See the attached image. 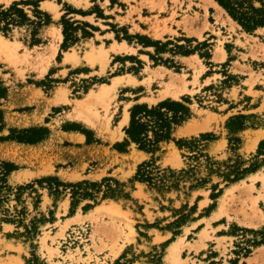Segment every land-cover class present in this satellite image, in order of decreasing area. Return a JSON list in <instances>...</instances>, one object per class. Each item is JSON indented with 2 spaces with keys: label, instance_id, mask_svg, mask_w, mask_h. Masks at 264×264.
<instances>
[{
  "label": "rangeland",
  "instance_id": "374dc122",
  "mask_svg": "<svg viewBox=\"0 0 264 264\" xmlns=\"http://www.w3.org/2000/svg\"><path fill=\"white\" fill-rule=\"evenodd\" d=\"M22 1L31 0H9V3L0 0V6L7 8ZM57 2L61 4V0ZM80 4L86 10L90 8L88 12L99 19L111 17L106 16L98 5L89 7L85 0H79L77 5ZM38 6L50 16V24L59 25L61 31L59 20L62 16L69 22L85 23L72 21L70 16L81 15L83 11L72 13L63 6V13L58 16L55 9L48 7V11L43 5ZM255 6L259 3L255 2ZM19 7L32 17L33 5ZM148 7L159 11L167 9L171 21L178 11L177 31L169 28V35L153 39L145 34H130L126 27L107 22L110 29L114 27L111 29L114 39L126 42L129 48L123 44L117 50L122 56L111 60V67L103 76L78 81L74 80L73 74H83L87 68H79L58 78L53 76L58 69L54 64L43 78H38L42 76L39 71L47 60L34 48L37 45H31L33 26L13 27L7 36L0 32V36L12 42L14 48L11 62L0 60V100L6 96L8 85L17 92L19 88L32 84L43 92L42 100L52 92L53 103L65 101L66 97L72 100H68L71 106L53 108L52 113L56 114L72 109L90 91L98 92L100 85L108 84L111 77L132 74L140 78L141 82L137 84L145 90V102L135 104L151 107L167 99L180 102L186 99L190 110V118L173 129L171 140L161 142L157 152L140 151L134 144H130L125 152H118L113 146L123 142V130L128 125H117L119 101L124 99L125 90L120 89L114 97L108 95L103 100L96 98L91 102L83 114L93 124L81 118L80 124L73 129L79 133L81 129L89 131L94 142L86 144L85 137V144L89 146L69 153L72 162L58 166L63 174L34 178L31 174H18L14 176L15 180L12 177L9 181L12 171L4 178L5 185L16 189L45 178H55L63 184L100 182L111 178L123 185L128 198L100 201L98 196L97 204L83 199L72 206L70 189L62 186L59 187L60 194L53 195L49 183L35 184L36 194L27 191L18 201L13 190L0 204V264H264V245H251L253 240L260 241V236L253 232L264 231V165L235 183L226 184L220 177L238 159L245 163L243 167L255 161L259 143L264 140V28L246 33L220 6L221 10L215 6L207 9L206 4L195 6L191 0H151ZM78 27L83 29L81 25ZM93 27L98 31L102 29ZM66 29L68 46H74L80 38H88L82 37L81 30L74 34V27ZM40 30L35 38L42 44ZM84 30L93 32L88 28ZM74 35L77 41L70 45ZM148 41H159L162 45L148 46ZM50 42L54 44L53 39ZM185 51L193 52L185 55ZM189 56L192 57L180 64L179 57ZM55 60L59 62L60 59L56 57ZM90 62L97 60L93 58ZM143 65L146 68L141 71ZM39 82H43L42 85H38ZM166 84H170L171 92L177 95L161 96L160 91ZM55 92L60 93L57 99ZM135 104L127 109L123 107L128 115ZM29 109L21 107L14 111ZM0 112V141H10L2 139L13 129L43 127L49 132L43 124L27 128L6 126L1 109ZM53 114L49 113L48 117ZM238 115L251 118L247 119L243 130L230 133L226 124L231 117ZM48 121L45 118V123ZM61 128L72 127L63 124ZM179 132L187 133L178 135ZM204 134L214 136L211 141H201L199 146L215 162L213 169L216 172L210 176L204 158L196 162L189 158L194 155V149L179 148L175 144L179 140L188 143L192 139L199 140ZM232 138L239 140L233 144V150L229 145ZM15 154L0 151L4 157L13 158ZM18 157H21L20 153L16 159ZM262 159L263 156L259 157ZM150 161L161 176L167 177L168 171L178 173L196 166L195 177H207L209 181L203 187L195 188H190L195 185L192 178L180 180L176 187H168L172 182L170 178L164 186L132 181L138 166ZM4 163L19 169L12 162L0 160V179ZM216 184L222 192L212 200V186ZM88 205L90 207L86 208ZM20 210L24 215L17 217L16 212ZM175 243L179 244L177 259L169 252V247ZM243 248L249 253L245 254Z\"/></svg>",
  "mask_w": 264,
  "mask_h": 264
},
{
  "label": "crops",
  "instance_id": "0c3cea01",
  "mask_svg": "<svg viewBox=\"0 0 264 264\" xmlns=\"http://www.w3.org/2000/svg\"><path fill=\"white\" fill-rule=\"evenodd\" d=\"M78 1L79 0H61V4H59L57 0H41L39 4L40 6L43 5L45 10L49 9L46 8V6L55 9L58 16L63 13L62 8L64 5L76 11H83L81 15L71 14L72 21L77 20L79 22H85L97 28H102V31H93L92 36L84 39L80 38L74 46L70 47L67 51L61 52L60 60L57 62L55 58L58 55L59 46L63 40L61 27L56 24H49L42 27L39 36L40 39L42 36L43 42L42 44L34 46V48L40 51L39 54L41 53L42 58L47 60V62L44 68H42L44 71L42 72V76L40 74L41 77H38L39 79L43 78L54 64H56L58 69H56L53 76H58V78L68 76L70 72L82 67L87 68V71L83 74L80 72L74 73V80L78 81L81 78H90V76H103L107 69L111 67V60L114 59V57H118V55L122 56V53L117 52V50L123 47V44L125 48H129L126 42L123 43L114 39V33L111 31L110 26L106 24L107 22H111L116 27H126L130 34H145L153 39H160L169 35V28L171 29L170 31H177L175 23L179 22L177 19V16H179L178 11L175 12L177 16L171 21L169 20L170 17L169 13H167V9L159 11L148 7L151 0H85L88 2L89 7L98 5L99 8L104 10L106 16H111L108 20L99 19L95 17V15L90 14V12H88L90 8L88 7L89 9L86 10L82 4L77 5ZM153 2L155 3V1ZM191 2L195 6L199 5L201 7V4H206L207 9L215 6L221 10L213 0H202V2L199 0L200 3L197 2V0H191ZM164 12H166V14H164ZM199 12L201 13V10H199ZM0 38L7 41L1 36ZM52 39L54 44L51 45L50 41ZM104 40L107 42H104ZM9 43L13 44L12 42ZM191 57L192 56L179 57L178 59L180 60V64H183L184 60H188ZM93 58H95L97 62L91 63L90 61H92ZM0 60L11 62L10 57L4 56L3 54H0ZM101 64L103 70H101ZM120 65L122 66V64ZM145 68L146 66L143 65L141 71H144ZM127 81H130V83H127ZM140 82V78L132 74L118 75L111 77L108 84L100 85V90L95 92L101 93V99L103 100L108 95L111 97L116 96V93L120 89L125 90L122 94L124 99L119 101L120 105L118 106V110H120V112L118 111L119 119L117 125L120 123V126L123 127L128 124L129 115L126 110L127 106L145 102V97L143 96L145 90L142 89L141 85L137 84ZM55 93L56 95L54 96L55 99H57L60 93ZM53 94L54 92H52L49 97L45 96L42 100L43 92L32 84H27V86L19 88L17 92H15L13 86H7L6 96L0 100V109L2 110L3 120L6 126L27 128L43 124L49 129L48 137L36 144L0 141V151L10 152L11 155L16 153L13 158L0 155V160L12 162L19 167L18 170L13 171L8 176L9 181L12 180V177L15 180L16 178L14 176L18 174H31L32 178L47 174H56L60 176V174H63V171L61 170L62 168L58 166L72 162V156L69 153L79 148L89 146L85 144V136L73 129V126L79 125V120H82L81 118L72 117L75 104L72 109L68 108L62 110V112L53 114V108H58L66 104L71 106L68 100L72 101L66 97L65 101L53 103ZM31 100L34 101L32 102ZM21 107H29L30 109L24 112L14 111L15 108ZM49 113L53 114V117H48ZM45 118L49 119L47 123H45ZM63 124L72 128L62 130L61 126ZM18 153L21 154V157L16 159Z\"/></svg>",
  "mask_w": 264,
  "mask_h": 264
},
{
  "label": "trees",
  "instance_id": "16d2710c",
  "mask_svg": "<svg viewBox=\"0 0 264 264\" xmlns=\"http://www.w3.org/2000/svg\"><path fill=\"white\" fill-rule=\"evenodd\" d=\"M227 14L228 16L236 22L243 31L246 33H253L258 28H264V1L263 0H214ZM40 0H31V1H22V2H14L9 7L3 8L0 6V32L3 33L4 36L11 31L13 27H20L23 25L33 26L32 33V43L31 45H38L40 41L35 37L38 35V31L46 25L52 23L50 16L39 10ZM255 2L259 3V6H255ZM20 5H33V9L31 11L32 17H29L25 11L20 8ZM68 12L78 13L80 11L72 10L68 6ZM83 14V12L81 13ZM59 23L62 25V35L63 41L60 45V51L57 55V59H60L61 52L67 50L68 46V34L66 27H74V34L77 30H81L82 37H90L92 36V32L85 31L84 29H90L91 31H96L97 29L86 23H75L69 22L65 19L64 16L61 17ZM74 24H77L74 26ZM78 25H81L83 29H80ZM111 29H114L111 26ZM117 34V33H116ZM118 38V37H116ZM140 38V37H138ZM77 41V36L74 35L71 40L70 45H74ZM144 43V42H143ZM148 46H156L162 45L159 41L151 42L148 41ZM145 45V44H144ZM193 51H185L184 54H191ZM152 58V57H151ZM43 82H39L38 85H42ZM186 99H182V101H171L169 99L159 102L155 106L148 107L146 104H135L129 109V122L127 127L124 128L125 139L122 143H115L114 149L118 152H125L127 147L130 144H134L138 150L146 152V153H155L158 150V146L161 142L171 140V133L176 126L181 125L188 118H190V110L186 106ZM248 118L243 115L233 116L231 117L226 127L230 133H235L243 130L246 125V121ZM2 116L0 112V132L2 131ZM82 134L86 137V144H91L94 142L92 140V135L90 136V132L87 130H80ZM15 134V135H13ZM49 132L46 128L38 127V128H29V129H21V130H10V135L6 136L2 140H10L15 141L17 143L22 144H36L42 140H44L48 136ZM214 138L212 134H204L200 135V139H192L190 143L185 140L176 141L175 144L179 148L187 147L188 149L193 150L194 155L189 157L194 161L198 162L200 159L204 158L206 162V166L208 167L210 176L212 173L216 171L213 169L215 162L211 161L203 153L202 149L199 148L201 146L200 142L202 141H211ZM239 143L237 138H232L229 140L230 148H233V144ZM187 145V146H186ZM236 149V148H234ZM233 150V149H232ZM263 156L262 160H259V157ZM252 163H250L247 167H243L244 162L238 159L235 165L228 167V170L225 173H221L220 177H222L223 181L226 184L235 183L241 179H243L246 175L250 173H254L257 171L262 165H264V140L259 143L256 156L254 157ZM4 168L2 169V178L0 179V204L4 201V196H9L12 191L15 192V200H19L22 194L29 191V193H35L36 189L34 188L35 184L42 185L43 183H49L48 188L53 195L60 194L59 187L69 188L71 199L74 201L72 206L75 203H78L80 200L89 199L94 204H97L98 196L101 200L105 199H113L117 200L120 198L127 199L128 195L124 193L123 185L118 183L117 181L111 178H104L100 182H88L82 181L76 184H63L58 182L55 178H45L25 186H19L16 189H10L5 185L4 178L12 171L16 170V167L12 164L4 163ZM196 166L189 168L188 171L181 170L178 173H174L172 171H168V176H161L160 171L154 166L153 161L144 162L138 166L136 174L132 178V181H136L139 183H147L148 185H162L164 186L167 178L172 180L171 185L168 187H176L178 182L184 178H192L195 181V185L190 186V188L195 187H203L209 180L206 178H196L195 171ZM53 184V186L51 185ZM213 193L210 195V199L215 200L222 192L221 189H218V185L212 186ZM217 191V192H214ZM90 206H86L89 208ZM211 209V208H210ZM17 217L23 216L24 211H17ZM183 220V219H182ZM182 220H179L180 222ZM10 221V220H7ZM11 222V221H10ZM33 224V223H32ZM32 230H35L32 227ZM255 235L260 236V241L253 240L251 245H264V231L253 232ZM244 253H249L247 248H243Z\"/></svg>",
  "mask_w": 264,
  "mask_h": 264
},
{
  "label": "bare ground",
  "instance_id": "6f19581e",
  "mask_svg": "<svg viewBox=\"0 0 264 264\" xmlns=\"http://www.w3.org/2000/svg\"><path fill=\"white\" fill-rule=\"evenodd\" d=\"M4 1V3H9V0H3ZM46 8H48L47 6H46ZM13 51H14V48L12 47V45L9 43V42H7V41H5V40H3L2 38H0V54H3L4 56H7V57H10V60H11V57H12V54H13ZM44 71V69L43 70H41V71H39L40 72V74H42V72ZM171 86H170V84H167L164 88H163V90L160 92V95L161 96H165V95H168V94H172L173 96H175V95H177V93H175V92H171ZM96 98H98V99H100L101 98V93H97V94H95L93 91H90L89 93H87L86 95H85V97L83 98V99H81V100H79V101H77L76 102V104H75V108H74V114H72V117H76V118H82L83 119V121H85V122H87V123H89V124H93V122L89 119V118H87L84 114H83V110L84 109H86V107L87 106H89V104L91 103V102H93ZM154 101V100H153ZM92 108V107H91ZM85 116V117H84ZM91 118V117H90ZM123 123V122H122ZM121 123V124H122ZM185 133H187V132H183V133H181V132H179L178 133V135H181V134H185ZM256 136V135H255ZM251 140V139H250ZM253 140H256V139H253ZM253 142V141H252ZM256 142H258V141H256ZM251 143V142H250ZM248 146V145H247ZM252 147V146H251ZM250 147V148H251ZM254 147V146H253ZM250 150V149H249ZM21 179V178H20ZM19 180V179H18ZM23 180V179H22ZM20 181V180H19ZM178 243H175V244H173V245H171L170 247H169V252H170V255L173 257V258H175V259H177L178 258Z\"/></svg>",
  "mask_w": 264,
  "mask_h": 264
}]
</instances>
